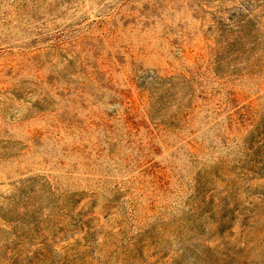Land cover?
Instances as JSON below:
<instances>
[{"label": "rangeland", "instance_id": "374dc122", "mask_svg": "<svg viewBox=\"0 0 264 264\" xmlns=\"http://www.w3.org/2000/svg\"><path fill=\"white\" fill-rule=\"evenodd\" d=\"M0 264H264V0H0Z\"/></svg>", "mask_w": 264, "mask_h": 264}]
</instances>
